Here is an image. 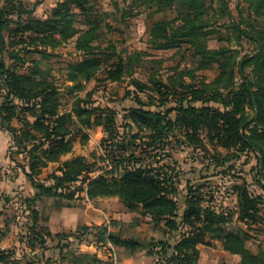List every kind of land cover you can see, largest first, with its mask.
Returning a JSON list of instances; mask_svg holds the SVG:
<instances>
[{"label": "trees", "instance_id": "1", "mask_svg": "<svg viewBox=\"0 0 264 264\" xmlns=\"http://www.w3.org/2000/svg\"><path fill=\"white\" fill-rule=\"evenodd\" d=\"M98 1L58 0L49 15L38 18L22 7L20 0H0V128L11 138L9 158L37 190L26 198L33 223L38 213L34 203L42 196L67 200L66 206L85 196H115L125 210L150 216L168 237H152L141 244L113 232L110 228L117 221L112 220L108 225L90 226L91 232L82 228V234L91 233L97 245L109 242L130 251L144 247L153 257V264H197V246L208 244L210 238L217 240L222 249L238 254L241 264H264V247L252 252L248 246L250 235L238 225L231 228L234 219L251 226L260 223L264 215V0H245L247 7L237 5L236 14L227 0H143L152 10L150 15L160 13L161 17L152 21L147 49L138 53L143 56L152 51H181L185 44L196 69L217 67L219 72L212 80L201 78L198 83L194 81V69L179 71L176 67L174 71H178L167 75L166 81L155 82H159L162 103L172 100L174 107L145 108L147 103L137 98V106L125 108L122 115L113 107L95 105L92 99L78 95L70 109H63L59 86L49 69L40 66L51 55L49 49L72 40L82 56L64 68L67 84L75 83L70 90H82V82L96 79L100 70L104 80L123 79L129 61L120 57L104 63L115 55L116 41L98 36L100 29L107 34L117 28L105 19L89 21L83 28L79 19V12ZM131 12L129 9L122 14ZM221 19H225L222 25ZM10 25L19 37L18 43L9 42L4 35ZM221 29L225 35H221ZM212 40L226 45L211 48ZM242 41L252 44V49L238 57L240 51H231L229 45ZM16 45L20 47L15 49ZM29 50L41 57L22 63L20 66L31 65L25 73L18 71V63L6 61L4 53L12 58ZM130 76L128 85L133 89L128 93L145 92L143 85ZM186 76L190 81L185 80ZM87 94L90 97L91 92ZM80 125L102 127L100 152L91 161L84 155L61 160L72 151ZM183 147L200 150L210 164L222 168L219 173L224 175L234 169L233 162L241 155L254 154L256 164L249 173L250 184L257 185L260 192L243 177L232 175L235 181L230 187L236 198L233 211L217 205L214 191L207 187L208 176L202 173L198 177L201 181L185 179L180 189V173L166 161ZM14 153L22 156V163L13 159ZM49 163H57L56 169L47 180L39 179ZM29 232L32 237H24L22 242L30 249H46L50 237L57 240L62 262L88 264L96 260L89 253L67 251L76 254L71 259L64 253L73 241L83 240L77 233L51 234L46 228L39 232L31 227ZM0 264H20L14 248L0 249Z\"/></svg>", "mask_w": 264, "mask_h": 264}, {"label": "rangeland", "instance_id": "2", "mask_svg": "<svg viewBox=\"0 0 264 264\" xmlns=\"http://www.w3.org/2000/svg\"><path fill=\"white\" fill-rule=\"evenodd\" d=\"M58 0H20L22 7H25L28 11H31V15L38 18H45L50 14L52 8L55 6ZM228 4L234 14L241 7H247L245 0H227ZM132 2V8L129 4ZM237 5L239 8H237ZM148 4L143 2V0H99L96 3L88 5L83 12H79V19L83 28L87 26V23L92 20H109L112 25L117 29L110 33H107L100 29L98 31L99 39H107L109 36L115 39V55H111L108 59L111 63L112 61H118L121 57L125 61H129V66L125 68L123 72L124 77L121 81L110 82L104 80L103 70H100L96 76V79L90 82H82L83 89L80 91H72L69 87L73 84H67L69 82L65 81L64 68L66 64L71 61H76L81 58V54L76 51L73 47V41H67L60 45H57L54 49H49L51 55L42 60L41 68L49 69L50 75L53 77L54 82L59 86V98L63 105V109H70L72 105L77 101L76 96L82 99H92L95 105H101L102 107H113L116 109L120 115L123 114L124 109L137 106L135 99H140L147 103L144 105L145 108L150 109H166L168 107H174L175 102L168 100L162 103L160 96L161 90L159 82H155L160 79L166 81L167 75L175 73V71H186L189 69H194L193 75L196 77L195 82L199 83L201 78L207 80H212L219 72L217 67L211 69H196V64L193 59L189 57V52L186 53L187 45H182L181 51H152L148 55H141L138 51L147 49L148 40V29L153 20L161 17V14L150 15L152 11L147 7ZM132 11L131 14H122L123 11ZM27 14L23 15V19H26ZM225 19H221L220 25L224 23ZM10 25L4 30V35L9 42L18 43L19 37L13 32L15 28ZM221 35H225V30L221 29ZM220 40H212L209 42V47H218L221 43ZM230 49L240 51L238 57H240L244 52H250L252 49V44L242 41V43L236 44L232 42ZM20 45H16L15 49H18ZM6 61L10 63H18V71L20 73H25L29 70L31 65L20 66L25 61L30 62L31 59H40V53L29 50L26 53H20L18 57L13 54L10 60L7 53ZM21 67V68H19ZM178 67L174 71V68ZM137 79L142 85L145 92H136L134 95L128 93L133 87L128 85L131 76ZM179 78V77H178ZM182 79V77H181ZM179 80V83L181 81ZM177 80V81H178ZM186 81H190L189 77H185ZM193 81V80H192ZM71 85V86H70ZM174 87V86H173ZM177 87V86H176ZM175 87V88H176ZM76 90V88H74ZM91 92L90 97L87 92ZM149 104V105H148ZM196 104H200L197 102ZM174 117V112L171 113ZM117 121L122 122L120 116H117ZM17 124L13 121V125ZM81 132L75 134V141L73 143L72 155H84L89 161L93 160L95 153L100 152L99 143L103 138L104 134L102 132L101 126H93L90 128L82 127L80 125ZM83 134L85 136L83 137ZM11 145V138L7 131L0 128V231L3 235L0 237H7L9 242L11 238H16L17 240L24 241V237H32V233L29 232L30 227L34 228L35 231L43 232L46 228L44 226L45 220L49 217L51 212L55 209H60L66 206L67 200H60L54 197L42 196L37 198L34 205L38 213L36 215L37 222L33 223L31 219L30 209L27 208L26 198L32 197L37 190L33 188L29 181H27L19 167L16 166V162L9 158L8 149ZM13 159L22 163L23 159L21 155L16 153L13 154ZM70 159V158H69ZM61 160H65L61 158ZM174 166L176 171H179L180 189L185 186V179H195L196 181H201L198 177L202 174L208 176L207 186L212 189L216 196V203L218 206L223 208H228L230 210H235L236 199L234 193L231 191V185L235 181L232 175L236 174L243 177L247 183L255 191H259L257 185L251 181V168L256 164V159L254 154H243L238 160H235L234 169L227 172L229 174H220L219 170L222 168H215L214 165L210 164V159L203 156V153L198 149H193L191 147L177 148L174 152L173 159L167 160ZM57 167V163H49L47 167L43 168L39 174V179L47 180L51 172H53ZM184 177V178H183ZM241 182L239 178L237 180ZM106 201V200H104ZM103 202V201H100ZM107 202V201H106ZM80 203V200L70 201V206H76ZM135 214L130 221V227H121V230L128 233L134 232V238L137 241L148 242L152 237L154 239H160L168 237L167 234H163L157 231L155 235L152 236L153 232L151 227L146 223L143 216L139 215L138 211L132 212ZM262 220V221H261ZM260 223L244 224L236 219L231 223V228H236L238 225L243 230H245L249 235L250 239L248 241V246L252 252H257L259 247L264 246V215H261ZM83 227H87L89 232L92 231L90 226L82 224L78 225L74 230L62 233H77L78 236L81 235L83 240L78 242L73 241L70 245L69 250L64 249V253L68 254L69 251H74V253H89L94 255L96 260L88 261V264H153V257L147 254V249L140 247L135 251H130L127 248L116 247L113 244L107 242L106 245H97L92 240V234L88 231L83 233ZM93 228V227H92ZM120 234L118 230L113 231ZM52 234V233H51ZM1 238V239H2ZM0 239V240H1ZM80 240V239H79ZM219 243V242H218ZM23 244L14 247L15 257L20 261V264H38V258L36 256V250L30 249ZM12 248V247H8ZM221 245L212 244L211 241L208 244L202 245L199 248L200 252V263L201 264H223L222 261L225 258L220 252ZM68 251V252H67ZM67 252V253H66ZM50 251L47 252L49 255ZM46 255V254H45ZM76 255V254H73ZM68 254V258L71 256ZM209 258L212 259L210 262ZM54 264H66L61 261V254L59 250H56L54 254L48 258ZM41 264V263H39ZM199 264V263H197Z\"/></svg>", "mask_w": 264, "mask_h": 264}, {"label": "crops", "instance_id": "3", "mask_svg": "<svg viewBox=\"0 0 264 264\" xmlns=\"http://www.w3.org/2000/svg\"><path fill=\"white\" fill-rule=\"evenodd\" d=\"M73 156H76V154L72 155V151H71L63 155L61 158L69 159L72 158ZM258 192H260V190ZM104 200H106L107 202ZM117 200L118 198L115 196L96 197L93 199H89L85 196L76 206L62 207L60 209L53 210L49 215V217L45 220L44 226L50 233L55 234V233L69 232L71 230H74L78 225H82V224L93 227L103 224L108 225L110 221L114 220L117 221V225L110 229L112 231L118 230L120 236L123 238H131L134 236V232L132 231L131 233H128L126 231H123L121 230L120 226H123L125 228L130 227L131 229H133V227H131L130 221L131 218L135 215L132 212L135 211L125 210L121 205L117 204ZM143 218L145 219L149 227H151L152 229L151 231L153 232L152 236L155 235V233L159 231L158 230L159 226H155L152 223L150 216H143ZM7 239H8L7 237H4L0 240V249H4L8 247L14 248L16 246H19V244L24 243L20 240H17L16 238L14 239L11 238L10 242ZM207 240L211 241L212 244L214 243V244H218V246L220 245V243H218L217 240H213L210 238H207ZM45 245L47 247L46 249L34 248L37 252L36 256L38 258V262L35 263L54 264L52 261H49L48 258H50L54 254V252L58 250L56 246L57 240L53 241L52 238L49 237L47 238ZM202 245L205 244L203 243L198 244L197 246L198 249ZM49 251L50 253L49 255H47V252ZM220 252L221 255L225 258V260L222 261L223 264H241L240 256L238 254L231 253L222 248L220 249ZM209 260L210 262L212 261L211 258H209ZM198 263L201 264L200 252H199Z\"/></svg>", "mask_w": 264, "mask_h": 264}, {"label": "built area", "instance_id": "4", "mask_svg": "<svg viewBox=\"0 0 264 264\" xmlns=\"http://www.w3.org/2000/svg\"><path fill=\"white\" fill-rule=\"evenodd\" d=\"M235 209H236V207H235Z\"/></svg>", "mask_w": 264, "mask_h": 264}]
</instances>
